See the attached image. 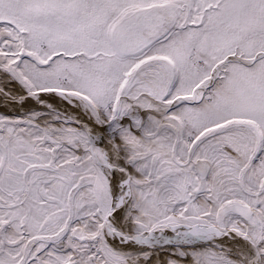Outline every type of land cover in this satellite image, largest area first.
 Here are the masks:
<instances>
[{
	"label": "snow or ice",
	"instance_id": "snow-or-ice-1",
	"mask_svg": "<svg viewBox=\"0 0 264 264\" xmlns=\"http://www.w3.org/2000/svg\"><path fill=\"white\" fill-rule=\"evenodd\" d=\"M0 264H264V0H0Z\"/></svg>",
	"mask_w": 264,
	"mask_h": 264
}]
</instances>
